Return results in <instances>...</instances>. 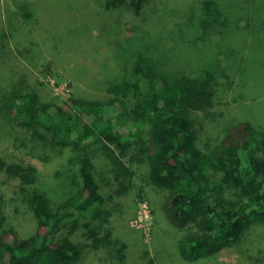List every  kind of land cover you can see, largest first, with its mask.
Wrapping results in <instances>:
<instances>
[{"label":"rangeland","instance_id":"1","mask_svg":"<svg viewBox=\"0 0 264 264\" xmlns=\"http://www.w3.org/2000/svg\"><path fill=\"white\" fill-rule=\"evenodd\" d=\"M253 1L220 0L222 15L205 17L200 4L185 0H147L140 16L129 0L111 7L104 0H0V87L30 85L43 99L60 102L71 94L112 95V86L133 80L139 56L159 74L196 76L218 68L221 82H233L220 87L208 114L198 112V144L211 149L235 121L264 127V0ZM36 144L12 121H0V156L37 166L38 188L57 205L82 185L78 151ZM131 165L133 185L117 194L112 174L98 161L105 201L99 215L80 220L73 239L83 250L74 264H264V223L257 220L216 255L185 259L178 241L191 226L170 222L163 209L168 190L151 183L148 163ZM18 182L0 171V204L7 222L27 233L34 223L17 198ZM92 229L99 238L110 234L113 250L123 246V260L93 248L83 236Z\"/></svg>","mask_w":264,"mask_h":264},{"label":"trees","instance_id":"2","mask_svg":"<svg viewBox=\"0 0 264 264\" xmlns=\"http://www.w3.org/2000/svg\"><path fill=\"white\" fill-rule=\"evenodd\" d=\"M186 1L200 4L205 17L223 13L220 0ZM104 2L111 7L118 0ZM146 3L129 0L136 16ZM249 23L247 17L242 28ZM133 73V80L112 86L117 92L108 97L71 94L57 102L43 99L30 85L0 87V121H12L30 134L35 149H76L82 179L75 194L53 205L37 186V166L0 156V171L19 181L17 198L34 223L26 233L7 222L0 204V264H74L80 259L82 244L73 236L80 220L99 215L105 201L98 161L112 174L117 194L133 185L131 164L148 163L151 183L168 190L163 209L170 222L191 226L178 241L187 260L212 257L238 242L255 220L264 223V127L238 120L211 149L197 141L198 112L208 114L220 87L233 80L221 82L218 68L196 76L159 74L145 56L137 58ZM83 236L92 239L93 248H107L108 257H125L123 246L116 251L108 247L110 234L99 238L87 230Z\"/></svg>","mask_w":264,"mask_h":264}]
</instances>
